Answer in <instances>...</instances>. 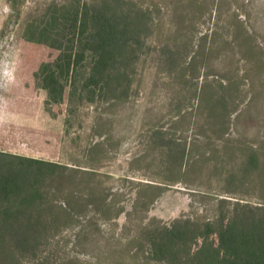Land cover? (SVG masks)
Returning <instances> with one entry per match:
<instances>
[{
	"label": "rangeland",
	"instance_id": "obj_1",
	"mask_svg": "<svg viewBox=\"0 0 264 264\" xmlns=\"http://www.w3.org/2000/svg\"><path fill=\"white\" fill-rule=\"evenodd\" d=\"M53 1L59 0H0V155L76 170L78 194L86 195L89 183V189L114 201L119 212L104 220L87 205L74 216L77 223L58 233L50 228L49 255L42 251L34 258L28 251L14 260L4 254L11 264H46L47 256L50 264H60L62 259L96 264L95 254L100 246L106 248L108 237H121L123 244L140 225L132 207L141 185L155 186L159 192L147 218L166 225L181 216L211 217L214 201L209 197L264 207V0H201L203 8L194 0H182L183 4L191 1L183 14L193 17V49L201 61L199 74L193 76L198 77L196 97L185 121L172 116L168 106L181 87L174 84L189 77L180 69L168 90L161 84H167L164 76L154 75L160 82L147 104L146 94L139 93L135 102L112 113L91 106L71 112L66 96L63 103L48 105L34 75L57 53L29 42L25 34L29 23L38 21L42 9ZM150 41L157 48L163 40ZM149 60L140 59L147 73L153 72ZM226 88L231 99L225 114ZM158 138L167 146L154 143ZM50 183L46 175L36 184V193L45 192ZM60 196L53 202L48 196L37 198L47 221H65ZM31 199L21 196L16 203ZM30 219H36V213ZM88 219H96L97 224H85ZM80 231L88 250L76 246Z\"/></svg>",
	"mask_w": 264,
	"mask_h": 264
},
{
	"label": "trees",
	"instance_id": "obj_2",
	"mask_svg": "<svg viewBox=\"0 0 264 264\" xmlns=\"http://www.w3.org/2000/svg\"><path fill=\"white\" fill-rule=\"evenodd\" d=\"M193 2L203 8L201 0ZM143 3L147 4L146 8L142 7ZM190 3L183 4L182 0H161L156 4L151 0L48 3L40 19L29 23L25 34L29 42L57 53L54 59L41 64L34 75L35 85L46 92L48 105L61 104L66 96L71 112L91 106L112 113L120 105L135 102L139 93L146 94L143 100L147 104L146 99L160 82L154 80V75L164 76L167 84H161L168 90L177 81L175 73L180 69L184 77L187 74L189 77H182L174 84L181 87L168 106L172 116L185 121L196 97L198 77L193 76L201 68L197 51L193 49L196 45L192 43L193 17L183 14ZM153 38L163 40L157 48L149 45ZM143 57L150 58L148 69L153 72L147 73L140 65ZM191 87L194 90L189 92ZM227 91L228 88L223 105L225 114L231 99ZM166 142L162 138L154 140L162 147L167 146ZM77 172L54 163L0 155V264H11L4 254L14 260L28 251L34 258L46 251L49 255L46 235L50 228L51 233H58L61 228L77 223L74 216L83 213L87 205L104 220L112 219L115 211L119 212L114 201H107L106 194L89 189V183L86 195L78 194ZM83 174L91 176L90 172ZM46 175L51 177L49 191L37 194L36 184ZM59 195L64 200L65 211L61 209V212L65 223L47 221L43 217L44 206L36 205L37 198L48 196V201L53 202ZM158 195L155 186L139 187L132 208L140 225L123 244L121 237H108L104 242L106 248L100 246L98 252L95 250L96 264H264V207L209 197L214 201L211 217L181 216L166 225L147 218L149 206ZM21 196L32 199L17 205L16 200ZM32 212L36 213V219H30ZM95 220L88 219L85 224L96 225ZM86 243L83 234L76 236L79 249L88 250ZM93 246L95 249L96 244ZM47 258L44 261L50 264ZM60 262L78 264L67 259Z\"/></svg>",
	"mask_w": 264,
	"mask_h": 264
}]
</instances>
